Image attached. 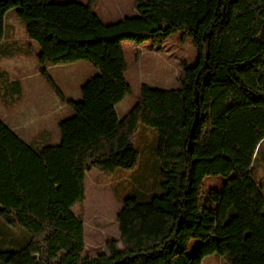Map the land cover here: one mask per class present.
<instances>
[{
  "label": "trees",
  "instance_id": "obj_1",
  "mask_svg": "<svg viewBox=\"0 0 264 264\" xmlns=\"http://www.w3.org/2000/svg\"><path fill=\"white\" fill-rule=\"evenodd\" d=\"M94 3L0 0V58L13 54L2 47L14 12L58 97L48 67L84 62L96 72L81 100L67 103L72 115L59 125L57 146L44 142L46 134L26 145L0 120V234L27 232L13 249L3 239L0 264H202L211 256L264 264V175L254 178L264 142V0H135L132 17L109 25ZM177 33L199 51L197 63L183 67L174 89L142 85L118 118L116 106L131 93L122 42ZM9 89L0 86L4 105L16 102L20 83ZM140 126L156 134L159 189L145 200L126 197L118 239L83 257L84 223L72 209L85 200L86 174L132 170ZM207 177L225 183L205 193Z\"/></svg>",
  "mask_w": 264,
  "mask_h": 264
},
{
  "label": "rangeland",
  "instance_id": "obj_2",
  "mask_svg": "<svg viewBox=\"0 0 264 264\" xmlns=\"http://www.w3.org/2000/svg\"><path fill=\"white\" fill-rule=\"evenodd\" d=\"M51 1L53 3L82 2V0ZM95 2L92 10L103 23H116V21L134 15L135 0H96ZM6 21L12 26L15 39L28 53L25 57H17V60L2 62L1 69L19 79L23 78L26 85L24 102L27 107L31 109H35L37 106L43 107L46 103L49 104V97L52 99L57 97L59 104L65 109L67 108L65 97L69 92H71L69 95L72 96L74 102L79 101L80 96L66 84L71 83L77 87L90 79L93 73H96L95 70L84 62L57 65L49 69L48 76L50 74L49 77L60 90L61 97H58L40 74L35 58L38 52L37 44L33 41L30 46L27 44L22 22L15 16L14 12L7 15ZM122 48L128 65L125 78L131 88V93L116 106V113L120 119L137 103L142 85L163 90L174 89L178 85L183 67L194 66L199 59V51L189 38L183 37L182 33L171 35L157 43L144 41L136 44L131 41H123ZM77 64L83 65L74 66ZM83 68L86 71H83ZM34 75L35 77H33ZM36 77L41 81L39 85L43 88L36 85L37 88L33 87L29 91L28 87ZM68 110L71 114L68 112L66 118H70L72 115L69 108ZM155 145L156 134L154 130L140 126L134 142L138 161L132 170H117L113 175L105 176L93 169L86 174L85 200L72 209L75 214L81 215L84 223L85 249L82 254L83 257L93 258L104 253L106 240L108 238L118 239L119 231L116 216L126 197L133 196L139 200H145L142 199L143 195L152 194L151 196H154L158 191L160 164L155 154ZM261 175H264V142L261 145L254 169L255 180L259 179ZM224 181L220 177L205 178L203 182L204 192L207 193L214 186L219 187ZM4 238L13 240L15 245L9 248L13 249L23 244L27 238V232L19 228L13 233L0 234V250L8 248L3 243ZM195 247L196 242L191 241L188 246V255L193 254ZM213 258H216L219 263L218 257L213 256Z\"/></svg>",
  "mask_w": 264,
  "mask_h": 264
},
{
  "label": "crops",
  "instance_id": "obj_3",
  "mask_svg": "<svg viewBox=\"0 0 264 264\" xmlns=\"http://www.w3.org/2000/svg\"><path fill=\"white\" fill-rule=\"evenodd\" d=\"M87 2L88 0H82V2H79V3L87 4ZM95 3L93 4V6L95 5ZM125 18H128V17H125ZM104 24L109 25L112 23H104ZM22 29L26 37L24 28L22 27ZM6 39H8V42H4L5 45L2 47V49L3 51H5L10 48L9 52H12L13 54L11 56H8L7 58H0V73H2V76L4 79V81L0 82V84L4 86L5 89H8V91H11L9 87L15 82H19L21 91H20V94H16V96H14V99L16 101L15 103L13 104L11 103L13 101L11 98V100L9 101V104H6V105H4L2 101L6 96V92L8 91H3V90L0 91V120L8 129H10L26 145L31 144L40 135L46 134L49 137L48 139H45L44 142H48L50 145L57 146L60 141L59 131H58L59 125L64 120L68 119L66 118L68 117V112H69L68 110L69 107L67 106V103L74 102L71 98L72 96L69 95L71 92H69V94L65 97L66 98L65 104L67 106V108L65 109L59 104V100L57 99V97H55L54 99L49 97V104L47 105L46 103L45 106L43 107L37 106L35 107V109L28 108L24 102L26 85L23 82V78L19 79L17 76L9 74L8 72L1 69L2 62L12 61V60H15L17 57H25V55H27L26 49L22 47V45L19 44V42L15 39L14 34H13V28L10 25V23L7 24V21H6ZM27 44H28V40H27ZM78 65H83V64H77L74 66H78ZM51 68H54V67H48V70H47L48 73L50 71L49 69ZM82 70L86 71L85 68H83ZM95 75L96 73H93L92 77H94ZM33 77H35V75ZM33 81L34 82H32L29 85L30 87H28L29 91L33 87L37 88L38 86L36 85H39V82L41 83V81L37 77L34 78ZM87 81H85L84 83L80 82L81 84L77 87L75 85H72L71 83L66 84V85L70 86L72 91H75L78 94V96H80V100H81V89ZM39 86L43 88V86L41 85ZM69 114L71 113L69 112ZM224 183L225 181L222 182L219 187L214 186L213 188L220 189L224 185ZM216 260H217L216 258H213V256H211V257L206 258L202 262V264H225L223 259H221L220 257H218L219 263Z\"/></svg>",
  "mask_w": 264,
  "mask_h": 264
}]
</instances>
